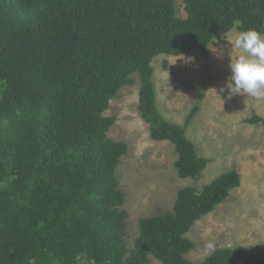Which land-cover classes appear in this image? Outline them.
I'll return each instance as SVG.
<instances>
[{
	"label": "trees",
	"instance_id": "trees-1",
	"mask_svg": "<svg viewBox=\"0 0 264 264\" xmlns=\"http://www.w3.org/2000/svg\"><path fill=\"white\" fill-rule=\"evenodd\" d=\"M182 2L185 19L175 0H0V264H192L186 235L239 189L240 175L180 189L172 212L140 221L129 250L116 175L128 145L107 137L116 118L104 116L138 75L140 116L153 141L173 145L178 177L207 168L187 137L199 108L184 126L166 121L152 63L194 51L209 60L211 43L237 23L264 33V0ZM203 264L264 257L223 249Z\"/></svg>",
	"mask_w": 264,
	"mask_h": 264
},
{
	"label": "rangeland",
	"instance_id": "rangeland-1",
	"mask_svg": "<svg viewBox=\"0 0 264 264\" xmlns=\"http://www.w3.org/2000/svg\"><path fill=\"white\" fill-rule=\"evenodd\" d=\"M175 3L177 16L185 19L182 0ZM238 26L211 43L209 60L194 51L178 57L159 56L152 63L157 108L166 121L184 126L199 108L187 127V137L199 156L209 160L198 179H180L173 145L151 139L150 126L139 112L138 75L132 77L134 85L120 90L104 114L116 118L107 137L128 145L116 175L126 196L129 250L139 236L140 221L172 212L180 189L193 187L201 192L224 173L237 171L239 189L186 235L195 245L186 258L192 264H203L223 249H242L256 258L264 257V125L246 122L254 117L264 120V98L230 96L226 88L231 59L239 54L229 42L239 32ZM151 264L162 263L152 257Z\"/></svg>",
	"mask_w": 264,
	"mask_h": 264
},
{
	"label": "clouds",
	"instance_id": "clouds-1",
	"mask_svg": "<svg viewBox=\"0 0 264 264\" xmlns=\"http://www.w3.org/2000/svg\"><path fill=\"white\" fill-rule=\"evenodd\" d=\"M229 42L239 50L229 65L231 76L226 85L229 95L247 94L257 99L264 98V33L255 29L241 31Z\"/></svg>",
	"mask_w": 264,
	"mask_h": 264
}]
</instances>
